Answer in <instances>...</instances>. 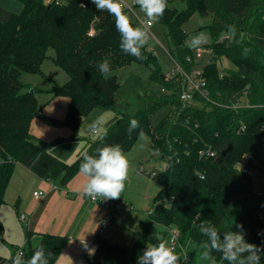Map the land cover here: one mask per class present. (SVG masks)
<instances>
[{
	"label": "trees",
	"instance_id": "16d2710c",
	"mask_svg": "<svg viewBox=\"0 0 264 264\" xmlns=\"http://www.w3.org/2000/svg\"><path fill=\"white\" fill-rule=\"evenodd\" d=\"M20 2L19 12L0 4V209L17 162L42 179L62 176L65 183L79 172L83 153L96 155L98 148L116 144L130 149L142 129L149 136L151 154L166 163L163 169L149 172L160 192L134 242L123 245L101 235L95 239L89 264H137L138 255L146 246L165 240L169 228L180 230L191 264H228L218 252L210 261L201 260L207 237L199 226L205 221L218 229L221 239L225 232L242 231L248 243L264 247V193L255 189L253 181V171L259 169L256 160L263 163L253 149H264V0H182V7L167 0L160 22L175 45L172 57L189 71L197 63L195 50L186 46L183 25L195 13L209 18L194 30L195 35L210 33L206 48L213 53V60L202 62L206 86L204 93L195 94L194 102L181 99V78H167L147 45L143 59L122 52L114 17L97 10L91 0ZM230 24L237 28L236 37L228 32ZM49 49L55 52L53 61L68 74L62 86L55 83L48 89L54 96L70 97L67 126L78 128L97 107L120 108L118 119L103 135L87 139L72 163L54 156L30 130L32 119L45 115L35 91L25 90L21 74L42 73ZM224 57L233 68L219 69L217 61ZM104 60L111 71L132 62L147 65L150 77L164 85L165 94L149 90L137 74L123 83L114 74L105 78L98 67ZM167 106L170 110L153 126V114ZM132 119L140 127L129 136ZM250 154L252 158L245 160ZM41 242L46 254L52 253L49 264H54L68 237L44 233ZM18 249L24 252L26 264L34 249L16 248L13 256ZM8 262L0 255V264Z\"/></svg>",
	"mask_w": 264,
	"mask_h": 264
},
{
	"label": "rangeland",
	"instance_id": "374dc122",
	"mask_svg": "<svg viewBox=\"0 0 264 264\" xmlns=\"http://www.w3.org/2000/svg\"><path fill=\"white\" fill-rule=\"evenodd\" d=\"M45 1L52 2L54 0ZM58 2H66V0H58ZM175 3L179 7L184 6L182 0H176ZM0 4L15 12H19L22 9L20 0H0ZM127 12L132 17L134 24L145 27L142 23L145 17L139 12L138 6H134V11ZM191 17L183 25L187 41L195 35V29L209 22V18L202 17L197 13ZM150 32L152 34L149 44L154 47V53L161 65V71L163 70L166 74L173 67V59L170 54L175 49V45L168 35L167 26L160 21L151 27ZM203 32L207 35L208 39L207 43L203 45L201 60L208 62L213 60V53L206 48L209 45L208 43L211 42V37L210 33L206 30ZM54 53L53 49H49V57H46L41 64L42 73L25 71L21 74V80L26 86L25 90L30 91L34 89L45 115L43 117L36 116L32 119L31 132L36 136L40 144L46 146L54 156L67 163H72L77 154L83 149L87 139L103 135L118 119L120 108L118 105L115 109L97 107L84 117L78 128L72 129V127L67 126L65 121L69 104H71L70 97L65 94L54 96L48 91L55 83L62 86L68 80V74L53 61ZM217 62L220 70L231 69L234 65L225 57ZM111 72L117 76L121 83L125 82L132 74H137L142 78L143 84L157 95H162L166 92L161 82L150 77V69L143 63L132 62ZM169 110L170 107L168 106L158 109L152 116L153 126H157ZM45 118L57 121L59 125L47 122ZM93 122H98L95 134L89 132V125ZM146 135L148 136L147 133ZM124 152L130 161L131 168L125 189L119 199L124 202L126 210L113 211L109 226L105 229L103 236L109 237L120 244L130 245L136 239V232L141 227V223L147 217L149 209L160 192L159 183L154 178V175L149 174V172L163 169L166 163L157 155L151 154L149 139L142 141L139 139V136L134 145L130 149L124 150ZM253 152L263 162L260 164L256 160V163H259L260 170L253 171L254 186L258 192L264 193V149L256 146ZM17 163L5 190V194L7 192L5 197L7 198V203L2 208L5 217H3L2 212L0 213V219L3 221V232L0 234V255L7 260H9V256H13L16 248L20 247L23 249L26 245V249L28 250L32 246L28 240L29 216L37 208V205L40 204V200H36L33 197L35 189L44 192L54 190L57 191V195L63 197V199H58L54 196L51 200L52 204L41 211V214L50 215L58 219L59 222L68 213V209L73 206L74 201L79 202L78 205H80L82 203L81 197L85 196L82 194L84 177L79 172L65 183L62 181V176H59L52 181L37 180L38 182L35 184L34 180L25 178V174L21 172L20 166ZM18 170L21 173V178L16 182V177L19 176ZM88 199L90 200L89 197ZM106 212L105 218L109 214L107 210ZM74 218L78 217L74 216ZM62 219L63 221L66 220L65 218ZM52 223L55 229L59 228L58 224ZM60 234L65 236L66 232Z\"/></svg>",
	"mask_w": 264,
	"mask_h": 264
},
{
	"label": "clouds",
	"instance_id": "9594fccd",
	"mask_svg": "<svg viewBox=\"0 0 264 264\" xmlns=\"http://www.w3.org/2000/svg\"><path fill=\"white\" fill-rule=\"evenodd\" d=\"M91 2L97 10L106 11L114 17L115 29L120 36L121 51L137 59L144 58L142 49L149 44L150 29L160 21L168 7L167 0H134V6H138L139 12L146 19V27H140L133 23L124 0H91ZM226 27L228 32L236 37V26L230 24ZM207 39V35L200 32L186 41V46L200 53ZM247 51L245 49V55ZM98 67L105 78L112 74L107 60L101 62ZM97 127L98 122H93L89 125V132L95 134ZM139 127V121L132 119L127 129L128 135L131 136ZM138 135L142 141L149 139L142 129ZM130 168V161L119 144L98 148L96 155L83 153L79 167V173L84 177L82 194L93 200L119 199L125 189ZM242 227V225H237V228ZM199 228L201 234L207 237V241L201 245L200 258L202 261H210L212 253L218 252L228 264H261L264 247L248 243L242 231L225 232L221 239L218 229L210 221L202 222ZM176 239L173 235L170 239L162 240L158 244L146 246L143 254L138 255L137 264H178L181 259L187 261L188 251L183 247L177 251L174 246ZM32 248L34 252L27 259L26 264H49L52 253L46 254L42 242L35 237ZM24 255L21 250L15 256H9L8 259L11 260V264H25L22 259Z\"/></svg>",
	"mask_w": 264,
	"mask_h": 264
},
{
	"label": "crops",
	"instance_id": "0c3cea01",
	"mask_svg": "<svg viewBox=\"0 0 264 264\" xmlns=\"http://www.w3.org/2000/svg\"><path fill=\"white\" fill-rule=\"evenodd\" d=\"M17 164L20 166L21 172L25 174V178L28 180H34L35 184H37V180H45L35 175L26 167V165H23L20 162ZM20 178L21 173L19 171V176L16 177V182H18ZM34 191H39V189H35ZM34 193L33 197L36 200H40V204L37 205V208H35L29 216L30 223L28 224V240L31 245L34 237L41 241L44 233L62 235L60 233L64 234L66 232L65 236L67 235L69 240L54 264H89V259L93 256L96 249L95 239L101 236L98 234L100 228L99 225H101L107 214V209L104 204L99 201L89 200L88 197L82 196V203L78 205L79 202L74 201L73 206L68 209V213L62 217L66 220L63 221L61 218V221L59 222L58 219L51 217L50 215L41 214V211L45 210L52 204L51 200L54 196L58 199H63V197L57 195V191L54 190L44 192V195L41 197L39 196V198H36ZM6 200L7 198H5L3 206L7 203ZM3 206L0 209V213L2 212L3 217H5L3 213L4 211H2ZM74 216H77L78 218H74ZM52 222L58 224L59 228L55 229ZM24 247L26 248V245Z\"/></svg>",
	"mask_w": 264,
	"mask_h": 264
},
{
	"label": "built area",
	"instance_id": "2783aa9c",
	"mask_svg": "<svg viewBox=\"0 0 264 264\" xmlns=\"http://www.w3.org/2000/svg\"><path fill=\"white\" fill-rule=\"evenodd\" d=\"M58 1V0H55ZM124 3L126 5V10L127 11H134V0H124ZM143 25L146 27V19L142 20ZM151 33V32H150ZM152 34V33H151ZM147 47L152 50L154 52V47H152V45H147ZM203 48V46H202ZM209 51H211L210 49H207ZM202 52L197 53L196 51L194 52L195 58L194 61L195 63H197L190 71L187 70L184 66H182V64L180 62H177L172 55L170 54V56L173 59V67L171 68V70L166 73L167 78H175V77H180L182 80L181 83V99H183L186 102H194L195 100V94L196 93H204L205 91V86H206V78L203 75V69H202ZM212 52V51H211ZM169 53V52H168ZM209 154H213L212 151H209ZM252 155H248L246 156L245 160L251 159ZM243 170H245V172L247 173H251V170H248L247 168L243 167ZM34 196L36 198H39V196H43L44 192L43 191H34ZM90 198V197H89ZM91 199V198H90ZM93 200V199H91ZM94 201H99L102 202L104 204V206L106 207L107 211L109 212L108 216L103 220V222L101 223L100 228H99V234L103 235L105 232V229L107 228V226H109V222L111 220L112 217V211L115 210H124L125 209V205L123 203V201L121 199H117V200H112V199H106V200H94ZM173 235L176 236V243H175V247L177 248V251H180V248L183 247V243H181V232L178 228H169L168 233L166 235V239H170ZM184 248V247H183ZM21 251V249L17 250ZM6 264H9L6 263ZM178 264H191L189 262V259H187V261H184L183 259H181ZM208 264H225L222 262H218V261H212Z\"/></svg>",
	"mask_w": 264,
	"mask_h": 264
},
{
	"label": "water",
	"instance_id": "95a60500",
	"mask_svg": "<svg viewBox=\"0 0 264 264\" xmlns=\"http://www.w3.org/2000/svg\"><path fill=\"white\" fill-rule=\"evenodd\" d=\"M30 91H34V89H31Z\"/></svg>",
	"mask_w": 264,
	"mask_h": 264
}]
</instances>
